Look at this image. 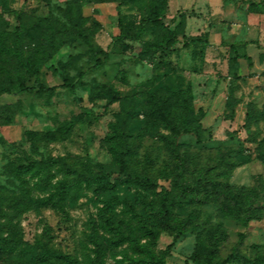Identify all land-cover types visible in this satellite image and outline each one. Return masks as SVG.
Listing matches in <instances>:
<instances>
[{
    "label": "rangeland",
    "instance_id": "rangeland-1",
    "mask_svg": "<svg viewBox=\"0 0 264 264\" xmlns=\"http://www.w3.org/2000/svg\"><path fill=\"white\" fill-rule=\"evenodd\" d=\"M153 11L165 28L146 23ZM18 13L23 56L56 91L0 98V264H57L37 260L40 241L77 264H148L153 257L208 264L213 232L221 240L215 260L233 249L249 257L254 246L264 250V216L245 226L225 198L182 194L173 182L180 160L161 137H171L169 120H178L186 93L201 110L203 133L178 139L189 174L183 179L193 182L225 158L236 162L224 176L229 191L264 183V0H0V86L10 78L35 82L4 48L12 45ZM77 30L107 58L93 56ZM138 34L141 40L132 39ZM173 34L207 43L178 44L169 53L143 44L163 46ZM121 154L127 174H147L168 190L174 222L187 226L175 242L152 215L161 188L128 182ZM51 158L87 177H112L109 184L80 181L43 166ZM66 179L73 188L62 209L43 206Z\"/></svg>",
    "mask_w": 264,
    "mask_h": 264
},
{
    "label": "trees",
    "instance_id": "trees-1",
    "mask_svg": "<svg viewBox=\"0 0 264 264\" xmlns=\"http://www.w3.org/2000/svg\"><path fill=\"white\" fill-rule=\"evenodd\" d=\"M129 0H121V3L126 4ZM16 29L12 36V45L7 48L4 47L6 52L9 54H14L17 58V64L20 70L28 75L30 78H34L35 82L32 86H27L26 82L19 77L17 80L10 78L8 82L0 86V98L4 95H24L31 92L46 93L48 95H53L56 91L55 87H46L40 82L39 73L40 69L36 65L32 64L28 59H25L21 49L25 33L22 26V14L18 13L16 15ZM146 23L152 26H159L165 28L164 17L157 11H153L150 14V17L147 18ZM119 27L121 29V34L117 39H121L125 36L122 23L119 22ZM78 36L88 47V51L96 57L99 55H104L107 58V53L99 46L95 45L92 39L86 34L79 30ZM141 34H138L134 40H141ZM127 37V36H126ZM183 46H189L191 44H206L203 40L199 38H180L177 35H170L166 43L162 46L159 44H154L151 42H144L147 50L151 49H160L163 52L169 53L173 50L178 44ZM102 63L97 58L96 67L101 66ZM66 87L73 88L74 85L70 81L66 82ZM182 102L179 104L181 109L180 116L177 121L174 119L169 120V128L171 132V137L166 134H161L163 138L168 140L167 149L169 150V155L175 160H180L179 170L177 174L173 176V182L180 189L182 194H194L199 199L204 201L211 200L216 201L220 196L225 198L227 203L236 207V210L233 212V217L236 220H243L245 226H249L252 222L260 220L264 216V183L259 182L256 189H246L243 187L237 188L234 192L229 191V186L224 180V176L227 174V171L230 167L236 166V162L228 161L225 158H222L217 164L212 165L207 172L202 174L198 178H194L193 182H189L186 178L188 174L187 162L184 157H181V153L178 147V139L183 135H193L198 139L202 136L201 125L197 122L196 113L201 110H196L194 105L191 102V96L182 93ZM264 115V114H263ZM248 123L250 118H247ZM45 167L57 166L58 169L62 170L66 175H77L76 178L84 182H93L99 183V180L105 179L109 184V180L112 177L111 175L103 176L102 178H91L87 177L84 174L77 173L72 170L68 164L65 162V159L62 158H51L50 160L43 163ZM126 168V161L124 159V154H121L120 158V175L126 178L128 182H133L142 186L147 187L148 189L161 188L162 199L160 206L158 208L152 206V215L153 217L161 218L168 229H171L174 232V242L178 237L186 230V224H177L174 222V217L176 215L175 207L176 204L168 203V190L158 185L154 182L149 175H129L124 170ZM220 169V170H219ZM216 171V173L211 174V172ZM51 178L46 177L43 181L44 185H47L50 182ZM73 188L72 181H58L57 194L50 198H46L41 201L43 206H51L56 210L62 209L63 203L67 200L71 189ZM206 199V200H205ZM202 201V200H201ZM191 204V199L189 201L182 200L181 203H177L182 206L184 204ZM193 216V213L191 214ZM210 245L214 247L210 251V257L207 260L208 264H264V250L257 249L254 246L253 256H244L240 255L239 251L233 249L231 254L224 260H215L214 257L218 253V245L221 242L220 238L214 236V232L211 236ZM39 251L37 253V260H48L56 261L57 264H77L76 260L70 257L67 254L62 253L61 251L51 249L44 241H40ZM34 258H36L34 256ZM148 264H165L164 260H159L155 257L152 258V261Z\"/></svg>",
    "mask_w": 264,
    "mask_h": 264
}]
</instances>
